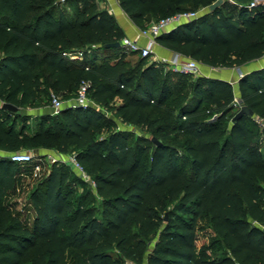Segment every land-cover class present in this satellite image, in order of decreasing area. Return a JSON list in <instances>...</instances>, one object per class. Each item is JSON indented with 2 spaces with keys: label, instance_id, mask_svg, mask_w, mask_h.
<instances>
[{
  "label": "trees",
  "instance_id": "1",
  "mask_svg": "<svg viewBox=\"0 0 264 264\" xmlns=\"http://www.w3.org/2000/svg\"><path fill=\"white\" fill-rule=\"evenodd\" d=\"M58 1L0 0V101L23 108L51 93L74 99L87 82L99 108L151 132L160 145L150 148L143 138L132 144L130 132L120 129L102 135L115 124L94 107L40 116L31 131L25 116L0 109V264H142L158 232L148 264H264V69L238 80L239 101L254 116L232 122L238 109L229 82L198 77L189 98L174 96L155 65L142 68L146 58L130 66L121 48H104L124 37L107 10L83 0L71 20ZM215 1L117 0L141 29ZM234 2L157 43L211 68L261 58L264 5ZM110 50L118 57L96 64L97 53ZM76 52L83 53L82 64L67 56ZM169 133L182 143V160L178 146L159 140ZM43 149L75 154L95 190L81 180L74 201V191L64 187L77 175L54 163L27 193L30 218L18 199L26 193L21 173L32 166L9 155ZM94 193L102 210L86 204ZM197 219L208 221L209 244H198Z\"/></svg>",
  "mask_w": 264,
  "mask_h": 264
},
{
  "label": "rangeland",
  "instance_id": "2",
  "mask_svg": "<svg viewBox=\"0 0 264 264\" xmlns=\"http://www.w3.org/2000/svg\"><path fill=\"white\" fill-rule=\"evenodd\" d=\"M226 1L231 4V2L229 0H226ZM262 3L264 5V2H262ZM154 22H155V20L150 21L148 24L145 23L146 28H149L150 26H152V24ZM126 57L130 61V66L136 65L137 62L139 60H141V58L136 54H127ZM156 58L155 59H153L152 57L146 58L143 65H142V68L147 66V65H155V67L158 71V74H159L160 83L161 84L167 83L168 88L173 92L174 96H178V94H180V95L187 96V98H189L192 94L193 85L197 81V78L198 77L207 78V76H205L204 74L201 76L192 75V74H186L184 76H178V73L173 71L168 64H166L163 61H161L160 59H158V58L156 59ZM61 100L64 102L65 105L68 103V100H66V99L61 98ZM73 102H74V99H73ZM92 107L96 108L97 110H101V112H103V114L105 115L106 119H110L111 123L115 124L114 127H110L107 130L103 131L102 135H105L108 132H111V131L117 130V129L125 130V131L130 132V134H131L130 140H131L132 144L136 143L138 140H140V138H143V140H144L143 144L148 145V146H150V148H152L153 145L151 143L152 142L151 139L153 138V136H152L151 132H147L146 130H142L138 126L125 124V123L121 122V120L118 117H116L113 113L106 112V111L102 110L101 108H99L97 105L92 106ZM26 112H30V113L32 112L31 114H35V116H39L40 112H47V113L52 112V109L50 106V99L46 96L42 97L39 102L32 104L28 108V110H26ZM211 113H212L211 114V116H212L214 114V111ZM25 119L30 122V124L28 123L29 129H32V128L34 129V126H32V124L34 122L33 121L34 115L25 116ZM159 140L163 143L178 146L179 147V158L182 160L185 157L183 155V148L181 147L182 143L180 140H178L175 133H169V134L165 135L164 137H159ZM262 151L264 154V146L262 147ZM32 155H34L35 157H40V156L45 157V155L43 154L42 151H38L35 153L32 152ZM69 155L70 154L59 155L56 152L54 154L53 153L50 154V156L52 158H56L58 160V162H57L58 168H63L66 171H69V169H71L70 168L71 166L68 162V156ZM145 164L148 165V160H146ZM52 165H53L52 163H46V165L44 166L43 175L40 179H43L45 176H47V174L51 170ZM80 182H81V179H79V177H76V179H73L70 183H68V185H66L64 187V188L72 189L74 191V198H73L74 201L79 197V195L83 189L82 186L80 185ZM35 185H36V183L34 181L31 185L28 184V186H26L28 188V189L26 188V193L20 199V210H22L23 213L25 211L24 208H28V206H27L28 205L27 204V193H29L30 190L32 189V187ZM262 197L264 199V193L262 194ZM86 204L87 205H93L96 208H100L102 210L100 199L95 193H94V197H90L89 200H87ZM184 217L188 218L187 216H184ZM196 229H197V237H198L197 241H198L199 245H201L203 243L209 244L213 240V235L211 233V229L209 227L207 219H197ZM158 237H159V232L150 238V242H149L148 246L146 247V253H145L142 264H148V261H147L148 255L152 251L153 246H154L155 242L157 241ZM123 264H134V263L127 260V261H124Z\"/></svg>",
  "mask_w": 264,
  "mask_h": 264
},
{
  "label": "built area",
  "instance_id": "3",
  "mask_svg": "<svg viewBox=\"0 0 264 264\" xmlns=\"http://www.w3.org/2000/svg\"><path fill=\"white\" fill-rule=\"evenodd\" d=\"M263 0H250L248 8H254L258 5H263ZM205 10H200L196 12H184L176 14L172 17L162 19L158 22H154L147 30L142 31V36L146 38L145 43H140L138 38L123 37L120 41V48L124 54H136L140 58H150L154 56V50L157 45V38L162 34L168 33L171 29L183 24L190 22L200 15L204 14ZM173 27V28H171ZM171 28V29H170ZM66 55V54H65ZM67 56L72 59H78L83 57V53H68ZM166 62L173 71L182 74H192L201 76L203 75L201 65L194 59L186 58L180 54H174L173 58L170 60H163ZM50 106L52 109V115L58 114L65 106L61 98L51 93L50 96ZM96 104L88 97V83L82 82L77 89L74 102L72 107L87 108L95 106ZM233 106L239 109L241 102L235 98L233 101ZM12 162L20 165H31V176L34 179L41 178L44 172V166L46 163H57L56 158H52L50 155H45V157H35L32 152L21 151L15 152L9 155ZM68 162L74 171V173L82 181L88 183L90 187L95 190V183L90 179V177L85 172L82 165L76 158L75 154H70L68 156Z\"/></svg>",
  "mask_w": 264,
  "mask_h": 264
},
{
  "label": "crops",
  "instance_id": "4",
  "mask_svg": "<svg viewBox=\"0 0 264 264\" xmlns=\"http://www.w3.org/2000/svg\"><path fill=\"white\" fill-rule=\"evenodd\" d=\"M89 1L97 4L98 8L107 10L108 13L114 17L116 24L119 27V29L123 32L124 37L138 38L140 43H142V44L145 43L146 38L143 37L141 34H142V31L147 30V29H141L138 25H136V23H134L130 19V17L127 16L122 11L117 0H89ZM224 1H226V0H224ZM229 1L231 2V4L229 3L230 5L235 4L234 0H229ZM58 6L66 12L69 19L73 20L75 18L77 11L83 6V0H59ZM207 12H210L209 9H207V10L205 9L204 14ZM171 28H173V27H171ZM108 52H110V53H105V52H101V51L98 52L97 56H96V61H95L96 64L101 63L106 57H108V55L112 56V58L118 57L117 52L115 50H110ZM174 54L175 53L173 51H171L170 49L166 48L165 46L161 45L160 43H157L155 50H154V56L152 58L155 59L157 57L161 61L170 60L171 58H173ZM89 55L90 54H88L86 61L91 59ZM83 58L84 57H82L81 59L80 58L72 59V61L75 62L76 64H82ZM164 63H166V62H164ZM90 66H91V64H88V67H90ZM201 68H202L203 74L205 76H207V78H216V79H220V80H224V81L229 82L235 89V98H237L239 100V93H238V89H237L238 80L241 77H243L244 75L249 74L252 71L264 69V55L261 57V59L260 58L256 59V61L252 60V61L242 65L239 68H211V67L204 66V65H201ZM116 103H120V101L117 99ZM2 104H3V102L0 101V109H1ZM72 105H73V99H69L68 103L65 106L66 107H72ZM28 108L29 107L20 108L21 115L22 116L34 115V119H33L34 122L32 124V126H34V128H36V126L38 124V121H39L38 117L43 116V115H47V114L52 115V112H49V113L40 112L39 116H35V114H31L32 112L31 113L26 112V110H28ZM2 111H4V110H2ZM4 112L6 114H9L6 111H4ZM28 123L30 124L29 121H28ZM31 130L32 129H30L29 131H31ZM263 146H264V141H263ZM40 151H42L44 155H50L51 153L54 154L56 152L53 150H46V149H43ZM56 153L61 155L58 152H56ZM0 156H4V153L0 152ZM21 180H22V182H24V184H26V186H28V184L31 185L33 183V180H34V178L31 176V170L28 172L21 173ZM22 196L23 195H21V197ZM21 197L18 199L19 202H20ZM28 203L29 202L27 200V204ZM27 206H28V210L26 208L25 212L28 215H30V218H31L34 215V210L29 204Z\"/></svg>",
  "mask_w": 264,
  "mask_h": 264
},
{
  "label": "water",
  "instance_id": "5",
  "mask_svg": "<svg viewBox=\"0 0 264 264\" xmlns=\"http://www.w3.org/2000/svg\"><path fill=\"white\" fill-rule=\"evenodd\" d=\"M224 0H217L215 1L213 4H211L209 6V11L212 12L215 9H217L221 4H223ZM104 48H110V49H118L120 48V42H115V43H111V44H105ZM1 109L8 112L10 115H20L21 114V110L20 108L10 104V103H3L1 105ZM247 116L252 118L254 116L252 110L245 106V105H241L240 108L238 109L237 113L235 114V116L232 119V122H236L239 119H241L242 117ZM152 143L155 144L156 146L160 145V142L153 137L151 139ZM166 220V218H165Z\"/></svg>",
  "mask_w": 264,
  "mask_h": 264
}]
</instances>
